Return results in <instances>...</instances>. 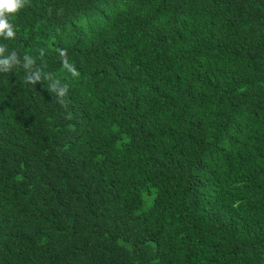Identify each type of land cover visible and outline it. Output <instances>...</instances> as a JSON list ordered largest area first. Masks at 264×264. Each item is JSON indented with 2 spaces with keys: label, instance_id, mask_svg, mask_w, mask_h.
<instances>
[{
  "label": "trees",
  "instance_id": "16d2710c",
  "mask_svg": "<svg viewBox=\"0 0 264 264\" xmlns=\"http://www.w3.org/2000/svg\"><path fill=\"white\" fill-rule=\"evenodd\" d=\"M0 35V264H264V0H25Z\"/></svg>",
  "mask_w": 264,
  "mask_h": 264
},
{
  "label": "clouds",
  "instance_id": "9594fccd",
  "mask_svg": "<svg viewBox=\"0 0 264 264\" xmlns=\"http://www.w3.org/2000/svg\"><path fill=\"white\" fill-rule=\"evenodd\" d=\"M23 7H25V0H0V35L9 38L16 35L10 17Z\"/></svg>",
  "mask_w": 264,
  "mask_h": 264
}]
</instances>
